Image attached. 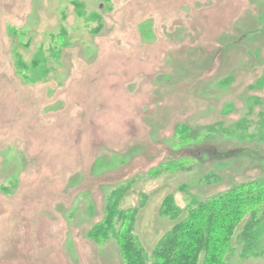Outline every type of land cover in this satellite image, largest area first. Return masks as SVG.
I'll list each match as a JSON object with an SVG mask.
<instances>
[{
	"label": "rangeland",
	"instance_id": "rangeland-1",
	"mask_svg": "<svg viewBox=\"0 0 264 264\" xmlns=\"http://www.w3.org/2000/svg\"><path fill=\"white\" fill-rule=\"evenodd\" d=\"M260 180L264 0H0V264H125L88 237L121 187L151 264L166 196Z\"/></svg>",
	"mask_w": 264,
	"mask_h": 264
},
{
	"label": "trees",
	"instance_id": "trees-1",
	"mask_svg": "<svg viewBox=\"0 0 264 264\" xmlns=\"http://www.w3.org/2000/svg\"><path fill=\"white\" fill-rule=\"evenodd\" d=\"M17 67L19 71L28 70L23 62ZM176 133L180 147L198 138L182 124L176 127ZM180 165L173 162L162 168L178 169ZM157 172L160 171L150 174ZM124 191L125 187L111 191L104 216L93 225L88 237L97 243L114 239L125 264H149L134 234L135 210L119 208ZM161 213L176 222L154 247L151 264H229L234 253V233L246 216L249 222L236 241L242 247L239 259L257 256L263 248L258 235L264 233V180L238 185L205 200L193 199L180 219V209L170 194L162 202ZM256 247L258 252L253 250Z\"/></svg>",
	"mask_w": 264,
	"mask_h": 264
}]
</instances>
